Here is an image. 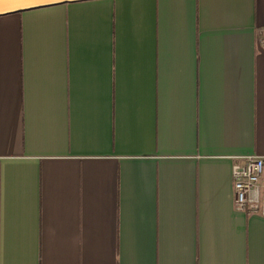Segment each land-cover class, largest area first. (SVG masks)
I'll list each match as a JSON object with an SVG mask.
<instances>
[{
    "label": "crops",
    "instance_id": "1",
    "mask_svg": "<svg viewBox=\"0 0 264 264\" xmlns=\"http://www.w3.org/2000/svg\"><path fill=\"white\" fill-rule=\"evenodd\" d=\"M264 0L0 16V264H264L230 168L264 158Z\"/></svg>",
    "mask_w": 264,
    "mask_h": 264
},
{
    "label": "built area",
    "instance_id": "2",
    "mask_svg": "<svg viewBox=\"0 0 264 264\" xmlns=\"http://www.w3.org/2000/svg\"><path fill=\"white\" fill-rule=\"evenodd\" d=\"M264 48V28L257 31ZM233 206L239 211L264 217V158L245 157L230 168Z\"/></svg>",
    "mask_w": 264,
    "mask_h": 264
},
{
    "label": "water",
    "instance_id": "3",
    "mask_svg": "<svg viewBox=\"0 0 264 264\" xmlns=\"http://www.w3.org/2000/svg\"><path fill=\"white\" fill-rule=\"evenodd\" d=\"M90 0H0V16Z\"/></svg>",
    "mask_w": 264,
    "mask_h": 264
}]
</instances>
